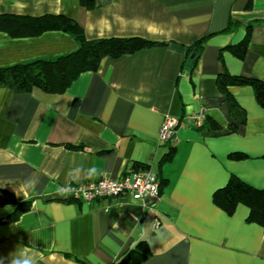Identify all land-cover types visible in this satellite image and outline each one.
I'll use <instances>...</instances> for the list:
<instances>
[{"label": "crops", "instance_id": "0c3cea01", "mask_svg": "<svg viewBox=\"0 0 264 264\" xmlns=\"http://www.w3.org/2000/svg\"><path fill=\"white\" fill-rule=\"evenodd\" d=\"M90 2L0 0V14H64L88 39L160 43L103 58L62 93L0 87V264H113L139 240L150 248L139 264H264V224L247 219L244 202L227 210L215 201L231 179L264 188V108L249 84L230 85L234 114L217 85L223 72L264 81V0ZM77 48L59 30H0V67ZM199 113L204 127L188 119ZM166 116L184 124L164 143ZM128 167L157 174L155 209L125 196L60 195Z\"/></svg>", "mask_w": 264, "mask_h": 264}, {"label": "trees", "instance_id": "16d2710c", "mask_svg": "<svg viewBox=\"0 0 264 264\" xmlns=\"http://www.w3.org/2000/svg\"><path fill=\"white\" fill-rule=\"evenodd\" d=\"M86 7L91 6L90 0H80ZM0 30L10 36H34L45 31L59 30L70 34L78 43V48L70 53L51 59L39 58L27 62L0 67V87H8L16 93L29 92L38 87L48 93H62L86 71L96 70L105 57H118L141 48L157 45L155 41L142 37H107L88 39L81 26L64 14H43L39 16L21 14H0ZM204 37L198 38L193 45V59H196L204 46ZM243 42L239 47L243 46ZM249 84L258 103L264 108V81L240 75L220 73L217 85L224 95L230 85ZM232 113H240L232 98L229 97ZM207 122L203 121L201 127ZM159 188L160 182H159ZM217 204L230 210L237 202L249 206V221L264 224V188L257 189L239 179H231L229 183L215 194ZM29 204V201L18 203L11 214L16 217ZM150 248L145 240H139L126 249L113 264H139L148 258Z\"/></svg>", "mask_w": 264, "mask_h": 264}, {"label": "built area", "instance_id": "2783aa9c", "mask_svg": "<svg viewBox=\"0 0 264 264\" xmlns=\"http://www.w3.org/2000/svg\"><path fill=\"white\" fill-rule=\"evenodd\" d=\"M188 119L195 127H201L205 114L191 115ZM183 124V120L164 117L159 127V139L164 143L171 141L177 128ZM60 195L86 201L99 198L116 199L125 196L140 202L145 207L155 209L160 196L159 179L150 168L128 167L117 178L100 177L87 183L63 186L60 189Z\"/></svg>", "mask_w": 264, "mask_h": 264}, {"label": "clouds", "instance_id": "9594fccd", "mask_svg": "<svg viewBox=\"0 0 264 264\" xmlns=\"http://www.w3.org/2000/svg\"><path fill=\"white\" fill-rule=\"evenodd\" d=\"M20 7H23V6L21 5ZM25 264H30V262L29 261H25Z\"/></svg>", "mask_w": 264, "mask_h": 264}]
</instances>
